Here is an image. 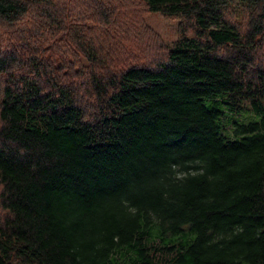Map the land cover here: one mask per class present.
Here are the masks:
<instances>
[{
    "label": "trees",
    "instance_id": "obj_1",
    "mask_svg": "<svg viewBox=\"0 0 264 264\" xmlns=\"http://www.w3.org/2000/svg\"><path fill=\"white\" fill-rule=\"evenodd\" d=\"M137 1L0 0V264H264V0Z\"/></svg>",
    "mask_w": 264,
    "mask_h": 264
},
{
    "label": "rangeland",
    "instance_id": "obj_2",
    "mask_svg": "<svg viewBox=\"0 0 264 264\" xmlns=\"http://www.w3.org/2000/svg\"><path fill=\"white\" fill-rule=\"evenodd\" d=\"M235 9L234 18L241 20L243 18L244 6L238 1L233 6ZM131 19L134 22L133 27L135 30V36L116 38L115 42H124L129 46H138L140 42L145 45H152L150 47L145 46L143 51L149 55L146 61L162 57L166 52L167 48L171 46L179 36V18L178 17H166L158 12L146 11L144 7H141L137 0H133L130 5ZM187 29V27H186ZM159 36V38L157 37ZM149 42L147 43V40ZM158 40H161L162 47H158ZM145 57V56H144ZM264 62V44L259 47L257 51L256 63ZM74 74L75 78L81 77V75L73 69H67L62 74ZM74 78L75 81H78ZM81 97L84 99L86 96L85 88H81ZM224 112L222 115V131L225 134H231V131L237 129L240 124H246L251 121H259L261 118L260 114H257L253 110L248 108L247 103L244 104L243 108L230 107L228 105H221Z\"/></svg>",
    "mask_w": 264,
    "mask_h": 264
}]
</instances>
